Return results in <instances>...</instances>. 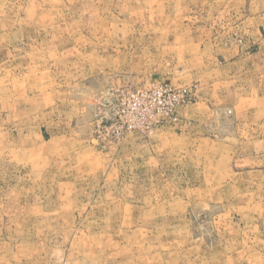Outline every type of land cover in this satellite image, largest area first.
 <instances>
[{
	"label": "rangeland",
	"instance_id": "rangeland-1",
	"mask_svg": "<svg viewBox=\"0 0 264 264\" xmlns=\"http://www.w3.org/2000/svg\"><path fill=\"white\" fill-rule=\"evenodd\" d=\"M0 264H264V0H0Z\"/></svg>",
	"mask_w": 264,
	"mask_h": 264
},
{
	"label": "built area",
	"instance_id": "built-area-1",
	"mask_svg": "<svg viewBox=\"0 0 264 264\" xmlns=\"http://www.w3.org/2000/svg\"><path fill=\"white\" fill-rule=\"evenodd\" d=\"M173 96H174L172 99L173 104L174 103L183 104L187 101L185 91H178L177 93H173ZM172 105H171V107H172Z\"/></svg>",
	"mask_w": 264,
	"mask_h": 264
},
{
	"label": "crops",
	"instance_id": "crops-1",
	"mask_svg": "<svg viewBox=\"0 0 264 264\" xmlns=\"http://www.w3.org/2000/svg\"><path fill=\"white\" fill-rule=\"evenodd\" d=\"M138 82H140V81H138ZM201 82H202V81H201ZM212 82H213V81H212ZM204 83H206V81H203V82H202V85H203Z\"/></svg>",
	"mask_w": 264,
	"mask_h": 264
}]
</instances>
